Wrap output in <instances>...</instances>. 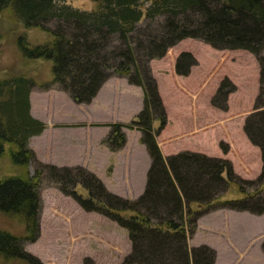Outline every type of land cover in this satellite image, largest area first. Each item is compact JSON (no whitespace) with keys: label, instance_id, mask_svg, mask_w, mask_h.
Instances as JSON below:
<instances>
[{"label":"trees","instance_id":"16d2710c","mask_svg":"<svg viewBox=\"0 0 264 264\" xmlns=\"http://www.w3.org/2000/svg\"><path fill=\"white\" fill-rule=\"evenodd\" d=\"M64 1L0 0V14L9 12L25 27L39 28L50 36L47 44L31 46L24 37L18 42L28 59L52 61L53 78L45 89L57 85L75 102L89 103L112 75L143 88V109L128 123H108L110 132L104 143L118 151L127 142L126 128L140 130L141 143L151 157L147 183L141 195L129 199L109 191L98 175L83 166L59 167L39 161L29 139L46 124L30 112L33 82L27 76L0 79V159L8 154L11 163L24 170L0 177V211L21 214L27 226L24 236L0 229V258L43 264L25 249L24 242L40 236L41 185L48 176L86 211L104 214L127 229L132 251L120 264H214V248L190 244L201 215L218 208L264 213V0H91L97 8L90 11ZM159 18V28L135 46L134 33L140 24ZM52 19L59 21L56 27L48 25ZM185 38L256 56L260 91L245 131L262 150L257 180H242L225 158L190 150L163 154L157 137L168 114L150 61L165 56ZM138 50L143 52L140 57ZM197 63L190 51H183L176 72L188 75ZM234 89L231 80L224 78L212 104L226 110ZM31 161L38 164L33 175L28 170ZM78 185L86 194L78 191ZM232 186L241 196L223 199ZM84 264L96 263L86 257Z\"/></svg>","mask_w":264,"mask_h":264},{"label":"rangeland","instance_id":"374dc122","mask_svg":"<svg viewBox=\"0 0 264 264\" xmlns=\"http://www.w3.org/2000/svg\"><path fill=\"white\" fill-rule=\"evenodd\" d=\"M64 2L81 10L90 11L97 8V3L91 0H65ZM159 21L161 22L162 18L152 22V24L147 20L140 24L138 31L134 33L136 37L133 41L135 46L140 38L146 40L150 32H155L154 29L159 28ZM58 24V20L52 19L48 22L51 27H56ZM20 37H24L31 46L51 42L48 33L39 28L25 27L23 23L15 20L9 12L0 14V79L16 76L29 77L33 82L31 92H33L34 104L41 111L43 118L50 127L55 123L53 120L57 118L63 120H68L71 117L73 119L85 118L88 115L86 108L89 106L75 103L66 93L59 96L60 98L58 97L54 108L49 104L48 96L44 93H49L50 90H44V86L53 78V63L47 59H28L25 57L19 48ZM183 51H190L196 57L198 65L193 67L189 76H175V70L172 67L175 66L178 56ZM137 54L140 57L143 52L138 50ZM151 61L153 75L158 81L159 91L165 107L169 111L172 126H175L176 122L179 125L185 124V119L182 120L183 116L190 112L191 102L195 99L187 91L188 88L197 94V104L201 112L205 114L204 116H210V120L212 117L215 145L210 151L230 160L235 175L242 180H257L261 174V168L258 169L257 167L259 164H263L262 150L251 141L245 131L246 119L254 111V105L260 91V65L256 56L247 50L218 49L201 39L185 38L170 47L165 56ZM139 64L142 65V61ZM226 77L235 85V89L229 94L228 108L223 110L212 105V98ZM140 90L139 87L131 86V104H128L131 105V120L142 105ZM51 94L53 96L56 93ZM54 100L56 99L52 98V101ZM181 108L185 111H181ZM128 111L129 107L126 106L119 114L128 118ZM182 112L183 115H181ZM111 115L112 113L109 111L103 117L110 119ZM199 118L201 119L202 116L200 115ZM73 119L71 122L78 121ZM202 120L205 119L202 118ZM190 127L193 128L192 125ZM83 130L79 131L77 136L67 135L62 139L58 138L57 145L54 142L55 147L49 151V155L55 163L65 164L69 161H78L83 157L81 154V143L83 142L79 141V139L84 138L81 135L85 132V129ZM72 132L75 133L74 130ZM192 137L194 136L185 137L183 142L185 148L192 147L191 144L195 142ZM157 139L159 140V135ZM30 141L31 139L29 145ZM33 146L40 149L44 147L45 149L42 140L39 138L33 140ZM140 146L143 147V151L148 157L145 146L139 142L135 143L136 149L133 151L131 159L133 162H137V166L131 172L133 181L129 190L122 182V176L114 173L116 171L114 159L110 162L107 159L102 161L91 159L89 167H83L98 175L109 191L133 199L138 197L139 183L141 180L143 181L145 176L143 169L147 166H144L146 158L142 155ZM37 159L43 163L52 164L44 162L38 157ZM37 165V162L31 161L28 169L31 175L34 174ZM57 166L63 167V165ZM23 171L11 163L8 154L0 159V177L22 174ZM244 185L250 190L254 188L249 187V184ZM235 188L232 186V189L225 193L223 199L240 197L241 194ZM78 189V191L86 194L81 185H78ZM41 199L40 236L36 241H25L24 247L31 255L39 258L43 264H84L86 257L92 258L96 264H120L131 253L132 241L126 228L104 214L86 211L72 196L65 195L48 176L42 179ZM192 208L196 209L197 205L193 204ZM207 213L201 220L200 228H197V232L195 231L196 235L191 237L190 244L199 246L216 244L220 248H224L227 245V238L211 232V227L215 225V221L221 223V218H215L214 214ZM254 222V224L258 223L255 225L256 232H252L255 235L249 238L250 241L243 247L251 250L253 246L255 248L258 246L264 254L263 219L256 218ZM0 229L10 231L18 236H24L27 233L25 220L21 214L17 213L0 211ZM234 232L237 233L236 230ZM241 232L246 234H240L243 237V242L246 243L248 231L244 228ZM228 239L230 240V237ZM261 260L260 264H264V258ZM0 264L31 263L21 259L0 258ZM217 264L225 263L220 260ZM249 264H259V262L249 261Z\"/></svg>","mask_w":264,"mask_h":264},{"label":"crops","instance_id":"0c3cea01","mask_svg":"<svg viewBox=\"0 0 264 264\" xmlns=\"http://www.w3.org/2000/svg\"><path fill=\"white\" fill-rule=\"evenodd\" d=\"M153 60H156V58L152 59V61ZM175 66H176V63H175ZM175 66L172 67L175 70V74H174L175 76H189L192 73L193 67L196 65H194L191 68V72L188 75H179L176 72ZM131 86H136V87L141 88L140 93L142 96V105L138 109L137 113L133 116L134 118L144 107L145 93H144L143 88L140 85L129 83V81L124 77H121L118 75H112L105 81V83L102 85L99 92L93 98L91 102L78 103V104H85L89 106V108H86L88 115L85 118L73 119L71 117L68 120L57 118L53 120L55 123H53L51 127L49 126V124H47L48 122L43 118V114L41 113V111L34 104L33 92H31L30 112L33 117L45 122L46 127L40 134L33 135L30 138L31 139L30 147L35 151L37 157L40 160L44 162L56 164V165H63V166L80 165V166L89 167L90 165L89 162L91 159L92 160L95 159L96 161L97 160L102 161L103 159H107L109 160V162L112 159H114L115 165H116V169H115L116 171L114 173L119 176H122V182L125 183V185L128 187V190H129V187L131 186V183L133 181L131 179V172L134 171L137 166V162L135 161L133 162V160L131 159L133 151L136 149L134 145L135 143L139 142L140 144L145 146L143 143H141L142 133L140 130H137V129L126 128L125 132L127 134V142L125 146L118 151H112L104 143V140L106 139V137L108 136L110 132V126L107 125L108 123H111V122L128 123L131 121V105H128V104H131ZM44 90H50L49 93L46 92L44 94L48 96L49 104L53 108L56 106L57 99H59L60 98L59 96H61L62 94L66 93L68 97H70L67 92L61 90L57 85H54L53 87L49 89H44ZM187 91H189L192 97H195V99L193 101L191 100L192 102H191V109L189 110L190 112H187L188 114L185 113L183 116L182 120L184 121L185 119L184 121L185 124L183 123L179 125L176 122V125L172 126V121L169 117V111L166 107L167 113H168V122L166 126L164 127V129H162L161 133L159 134V140H158V143L162 149L163 154L165 156H170V155L178 154L182 151L190 150V151L200 152L208 156H212V157L226 158L224 156L212 153L210 151L212 147L215 145V139H214L215 131L213 129L214 124L212 121V117L210 120L209 118L210 116L208 115L204 116L205 114L201 112L197 104V94L193 93V91L189 90L188 88H187ZM51 93H56V94L51 96L52 95ZM52 98H55L56 100L52 101ZM126 106L129 107V111H128L129 117L128 118H124L123 116L119 114V112H121V110H123L124 107L126 108ZM109 111H111L112 115L110 119H105V117L103 116H105L106 113H109ZM181 111H185V110L181 108ZM181 115H183V112L181 113ZM200 115L205 120H202V118L200 119L199 118ZM72 119L78 120V121L71 122ZM94 124H99V125H94ZM158 124H159L158 121H156L155 125L158 126ZM57 125H60V126H57ZM190 125H192V127L193 125L195 126L191 128ZM83 129H85V132L82 133L81 135H83L84 138L79 139L80 142H83L81 143L82 144L81 154L83 155V157L78 161L77 160L69 161L65 164L55 163V161L49 155V151L53 150V148L55 147L54 142H55V145H57V143L59 142V139H62L63 137H66L67 135L77 136L79 131H84ZM188 129H192V130H188ZM72 130H74L75 133H73ZM97 134H98V137H97ZM191 135L194 136L192 138H194L195 142L191 144L192 147L185 148V146L183 145V142L185 141V137H189ZM35 138H39V140H42L43 146H45V149L44 147L40 149L39 147L33 146V140ZM139 148L143 152L142 155L145 156L146 158L145 162L147 164L144 162L145 164L144 166L146 165L147 166L143 169L145 176H144L143 181L141 180V182L139 183L140 191L137 196L141 195L145 190L146 183H147V174H148L149 167L151 165V157L149 155L147 147L145 146V149L148 153L149 159L147 157V154L143 151V147L140 146ZM47 149H48V153H47ZM262 166L263 164L261 165L259 164L257 168L258 169L261 168V171H262ZM119 168L120 170H118ZM207 212H210V213H207ZM207 212H206L207 214H214L215 218H221L220 219L221 223H219L217 220L215 221V225L211 227L212 228L211 232L215 234H220L222 236H225V238H227V245H225L224 248H220V246L216 244H210V246L215 248V250L217 251V258L214 264H217L220 260L225 264L226 263L227 264H249V261H258L260 264V262H262L261 259L264 258V254L262 250L260 249V247L256 246L255 248V246H253L251 250H249L248 248L246 249L243 246H246L248 241H250L249 238L255 235L252 232H256L255 225H257L258 223L254 224L255 223L254 219L261 218L263 219L262 223H264V213L254 214L248 211H237V210L228 209V208H218V209H213ZM206 213L201 215V217L198 219V228H200L201 220H203ZM249 227L252 229H250ZM244 228H246V230L248 231V239L246 243L243 242V237L241 236V235H246L244 232H241L242 230H244ZM235 230L237 231V233L234 232ZM196 232L194 233V235H196ZM236 234H238V236H236ZM239 235L241 236L240 238L242 239L239 238ZM228 237H230V240L228 239ZM191 246H199V245H195L192 243Z\"/></svg>","mask_w":264,"mask_h":264}]
</instances>
